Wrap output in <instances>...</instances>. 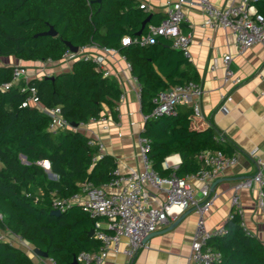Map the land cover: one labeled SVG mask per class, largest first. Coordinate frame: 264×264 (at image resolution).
Listing matches in <instances>:
<instances>
[{"label": "trees", "instance_id": "16d2710c", "mask_svg": "<svg viewBox=\"0 0 264 264\" xmlns=\"http://www.w3.org/2000/svg\"><path fill=\"white\" fill-rule=\"evenodd\" d=\"M254 5L264 14V0ZM149 14L147 24L162 19L139 8L137 0H0V61H58L68 49L66 42L114 47L130 63V73L140 84L141 112L149 115L158 90L197 80L190 61L165 37L146 46L121 45V38L135 35ZM51 26L56 35L44 33ZM12 67L0 64V264H35L24 247L3 238L1 231L45 251L55 264H72L80 251L98 247L87 234L94 220L77 204L52 214V202L81 193L85 185L109 183L116 160L99 154L80 131H50L46 114L33 105L21 106L29 91H21L23 81L11 83ZM26 84L35 89L42 106L58 105L61 115L76 123L98 118L103 105L113 108L120 95L116 81L103 76L92 61H73L68 70L32 77ZM198 119L190 106L179 105L174 114L143 120L139 135L148 139L145 156L159 176L172 170L178 176L195 172L196 155L204 150L235 153L226 140H215L213 127H198ZM174 153L179 164L163 167ZM45 161L53 178L42 166ZM240 220L238 215L227 219L225 233L208 239L207 245L220 254L214 264H264V244L247 234Z\"/></svg>", "mask_w": 264, "mask_h": 264}, {"label": "built area", "instance_id": "2783aa9c", "mask_svg": "<svg viewBox=\"0 0 264 264\" xmlns=\"http://www.w3.org/2000/svg\"><path fill=\"white\" fill-rule=\"evenodd\" d=\"M139 8L147 10L148 1L160 0H137ZM256 0H240L237 5H230L223 8L215 6L210 0H176L174 4L165 0L167 9L165 15L156 24H147L146 30L133 36L124 35L121 45L135 43L140 46L151 44L157 37L162 36L170 41L172 48L180 50L190 61L189 46L191 35L181 28L184 21L183 5L199 8L203 13V23L206 26H221L230 29L235 36L236 45L240 51L250 45L259 43L264 47V14L257 12L253 6ZM119 55L124 69L130 71V63L114 47H100L96 44H86L77 47L76 51L66 49L59 59L66 65L73 61H92L95 68L103 76H112V72L105 65L106 58H114ZM225 66V77L229 78L232 71L229 69L230 54L222 58ZM213 65L211 66V68ZM35 74H46V61L32 63ZM34 76V75H33ZM30 68L23 64H15L12 67L11 83L23 81L21 91L28 90V96L21 106L33 105L50 118L49 130L55 132L58 129L72 128L70 122L60 112L58 105L44 107L39 103L35 89L27 87V81L33 77ZM135 78V77H133ZM136 80V78H135ZM137 81V80H136ZM233 82H239L238 77ZM8 83L2 85L8 87ZM136 96H140V84L136 82ZM203 88L198 81L189 80L184 83L175 84L165 89L158 90L152 97L153 107L147 116L157 117L161 115L174 114L179 105H188L194 114H199V99ZM123 98L120 93L119 100ZM231 100L230 95L222 96V101ZM96 118H91L94 120ZM217 142H224L225 136L222 133L215 135ZM95 144L98 150L102 149L101 142L92 139L88 141ZM148 150V139L140 137L139 153L142 159L140 170L128 169L125 172L115 168L112 171L113 178L103 186L85 185L82 192L74 194L67 199H54L52 209L59 212L73 204L80 205L94 220L93 236L98 241L95 250H82L76 255L79 264H103L110 252L123 251L127 256H133L143 244V239L150 233L157 230L161 225L168 224L175 220L187 209H193L197 213L194 224L193 238L190 245V252L186 264H214L219 258V252L207 245L212 236L225 233L224 227L208 231L204 224V214L210 210L219 194L211 188V182L222 171L232 166L237 161L236 152L231 155L224 154L221 150H204L196 155L199 168L192 173L181 176L176 175L173 170L169 176L161 177L151 167L145 153ZM255 154V149L250 151ZM255 172L250 176L241 178L233 187L230 196V210L227 219L238 215L240 225L245 232L253 234L243 222V207L239 196L242 188L257 187L258 194L256 204L264 217V156H255ZM163 167L170 168L171 165L166 159L162 162ZM197 182V185L194 184ZM161 188L165 191L166 199L159 205L150 204L149 194L146 187ZM83 195V196H82ZM264 244V237L260 239ZM124 244V247L122 246ZM50 263L55 264L50 258Z\"/></svg>", "mask_w": 264, "mask_h": 264}, {"label": "crops", "instance_id": "0c3cea01", "mask_svg": "<svg viewBox=\"0 0 264 264\" xmlns=\"http://www.w3.org/2000/svg\"><path fill=\"white\" fill-rule=\"evenodd\" d=\"M170 1L172 4L176 2ZM210 1L219 8L240 3V0ZM147 4V11L161 17L165 15V0L148 1ZM253 8L256 10L255 5ZM182 11L185 18L181 28L191 35L190 64L197 74L196 81L203 88L199 99L197 126H211L216 133L224 134L226 142L235 147L237 154L236 163L225 168L211 182V188L219 196L204 214V224L208 231H212L222 227L226 221L234 185L241 178L255 172V156H264V47L255 43L240 51L230 29L219 25H204L203 13L197 7L183 5ZM225 54H230L228 66L232 75L229 78L225 77L222 60ZM35 62L37 61L27 63L5 57L0 64L29 65ZM105 65L112 72L111 78L116 81L123 98L118 99L113 108L103 105L98 118L78 123L70 129L80 131L96 143L101 142L103 147L99 154L114 157L119 171L125 172L130 168L140 170L142 159L139 153V132L144 119L135 93L137 81L130 71L124 69L119 55L106 58ZM69 67L60 60H46L45 73L51 75L68 70ZM31 74L39 77L44 73ZM234 77H238L239 82H233ZM224 95H230L231 100L222 101ZM253 149L255 154L251 155L250 151ZM165 159L171 169L180 162L177 153ZM194 184L197 185V182ZM146 191L152 205H159L166 199L165 191L161 188L147 186ZM257 194V187L239 190L244 225L261 239L264 237V217L256 204ZM187 210L189 212L173 228L166 229L174 220L159 226L156 233L149 236L133 256L129 257L123 251L110 252L103 264H186L197 219V213L193 209ZM6 235L12 239L11 242L24 247L35 264H51L49 258L35 255L30 244L11 234Z\"/></svg>", "mask_w": 264, "mask_h": 264}, {"label": "water", "instance_id": "95a60500", "mask_svg": "<svg viewBox=\"0 0 264 264\" xmlns=\"http://www.w3.org/2000/svg\"><path fill=\"white\" fill-rule=\"evenodd\" d=\"M95 2H100V0H94ZM151 20V14H149L143 21H142V24H141V28L136 32V34H140L144 28V26ZM45 34L47 35H56V31L54 30V28L51 26L46 32H44ZM66 45L68 47V49L72 50V51H76L77 50V46H73L70 42H66ZM78 123L76 122H70V125L72 127H76ZM45 166H49L48 162L45 161ZM189 212V210L187 211H184L183 213H181L172 223H170V225L166 228V229H171L173 228L176 224H178L180 222V220ZM52 214H58L59 211L58 210H52L51 211ZM93 232H94V229L91 228L87 234L89 236H92L93 235ZM156 233L155 231L150 233L148 236H146L144 239H143V242L149 237L151 236L152 234ZM33 252L35 255L39 256V257H45L47 258V253L45 251H42L38 248H33ZM72 264H79L76 260V258L74 257L73 260H72Z\"/></svg>", "mask_w": 264, "mask_h": 264}, {"label": "rangeland", "instance_id": "374dc122", "mask_svg": "<svg viewBox=\"0 0 264 264\" xmlns=\"http://www.w3.org/2000/svg\"><path fill=\"white\" fill-rule=\"evenodd\" d=\"M15 65V64H14ZM28 68H30V73H32V71H33V69H31L32 68V63L31 64H29V65H26ZM42 166L44 167V169L46 170V172L48 173V176L50 177V178H53L54 177V175L50 172V169H49V166L47 167V166H45V163L44 162H42ZM1 233H2V236H3V238H9V237H7V235H6V233L4 232V231H1ZM11 239V238H10Z\"/></svg>", "mask_w": 264, "mask_h": 264}]
</instances>
